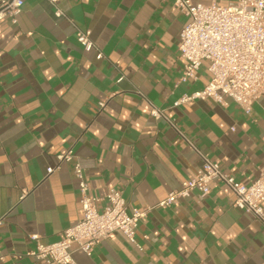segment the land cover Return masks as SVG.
Returning <instances> with one entry per match:
<instances>
[{
    "label": "crops",
    "instance_id": "crops-1",
    "mask_svg": "<svg viewBox=\"0 0 264 264\" xmlns=\"http://www.w3.org/2000/svg\"><path fill=\"white\" fill-rule=\"evenodd\" d=\"M188 21L174 0H25L16 22L0 20V264H46L27 252L83 218L77 162L90 196L115 188L146 210L135 242L74 244L77 264H264V223L225 183L159 205L202 167L190 143L242 183L264 173V96L251 113L227 95L175 105L211 79L208 60L184 79Z\"/></svg>",
    "mask_w": 264,
    "mask_h": 264
},
{
    "label": "built area",
    "instance_id": "built-area-1",
    "mask_svg": "<svg viewBox=\"0 0 264 264\" xmlns=\"http://www.w3.org/2000/svg\"><path fill=\"white\" fill-rule=\"evenodd\" d=\"M24 1L0 0V20L10 17L16 22ZM174 3L189 18L180 33L181 55L186 60L184 79L196 78V70L203 60L209 61L211 73L209 83L202 90L185 94L175 101V105L194 98L224 102L227 95L251 113L253 102L264 96V0H229L226 4L215 0L211 3L174 0ZM78 41L86 51L95 47L88 31L79 32ZM97 57H102V53L99 52ZM151 114L164 117L181 133L164 110L153 105ZM190 144L202 157V167L196 175L183 182L180 190L172 191L159 205L175 203L195 190L207 195L212 190V182L220 181L235 193L234 204L237 207L264 223V173L249 184L242 183ZM73 157L72 150L58 155L59 161ZM58 168L51 166L48 173ZM75 174L79 180L83 218L67 227L58 241L43 243L37 239L36 248L27 252L46 264H77L73 258L74 244L90 253L95 244L117 232L135 242L139 221L146 215V210H129L123 193L115 188L107 189L103 195L90 196L84 168L79 162L75 165ZM4 258L5 254L0 249V260Z\"/></svg>",
    "mask_w": 264,
    "mask_h": 264
}]
</instances>
